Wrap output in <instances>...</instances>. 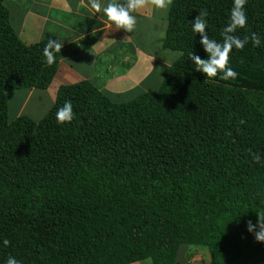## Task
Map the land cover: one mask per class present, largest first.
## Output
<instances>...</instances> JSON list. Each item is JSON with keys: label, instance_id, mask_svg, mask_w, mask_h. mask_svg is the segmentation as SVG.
<instances>
[{"label": "trees", "instance_id": "trees-1", "mask_svg": "<svg viewBox=\"0 0 264 264\" xmlns=\"http://www.w3.org/2000/svg\"><path fill=\"white\" fill-rule=\"evenodd\" d=\"M4 1L0 264H193L198 245L209 264H264L247 230L264 213V0H247L234 33L249 38L230 54L236 79H207L190 60L208 58L191 22L206 10L209 38L222 42L234 0H173L162 44L176 56L154 89L117 99L90 79L62 83L38 119L9 116L6 91L47 88L60 51L48 64L44 49L60 41L25 43ZM66 101L74 119L60 124Z\"/></svg>", "mask_w": 264, "mask_h": 264}, {"label": "crops", "instance_id": "crops-1", "mask_svg": "<svg viewBox=\"0 0 264 264\" xmlns=\"http://www.w3.org/2000/svg\"><path fill=\"white\" fill-rule=\"evenodd\" d=\"M108 2L102 0L104 5ZM5 3L10 22L25 43L45 36L60 41L57 70L48 87L41 89L51 102L59 84L80 79H90L114 94L154 89L164 68L176 56V51L162 44L168 10H157L154 6L141 10L136 14L135 31L128 33L115 30L105 16L91 9L89 0H5ZM55 80L58 84L52 87ZM33 89L36 88L30 89L26 97ZM198 248L208 253L206 247L198 245L195 249ZM206 255L209 258V253Z\"/></svg>", "mask_w": 264, "mask_h": 264}, {"label": "clouds", "instance_id": "clouds-1", "mask_svg": "<svg viewBox=\"0 0 264 264\" xmlns=\"http://www.w3.org/2000/svg\"><path fill=\"white\" fill-rule=\"evenodd\" d=\"M89 3L91 9L105 16L107 20L111 22V25L115 27V30L122 29L125 32L133 33L137 25V13L149 6H154L155 9L166 12L172 5L173 0H122V2L121 0H109L106 5L102 3V0H89ZM246 3L247 0H234L230 14V22L222 32V42L209 38V34L206 31L208 29L206 10H201L199 12L200 14L191 22L192 31L201 36L200 43L208 53V58L202 59L192 52L190 60L194 62L195 70L204 73L207 79H213L218 76L222 80L237 78L238 73L230 66V54L233 48L236 50H243L249 42L247 36L241 39L234 34L238 29H244L247 25V15L245 12ZM251 42L255 47L261 45V40L256 33L252 34ZM53 50L60 51L61 45L58 41L49 39L44 49V56L48 64L54 62ZM74 115L71 101H66L64 105L57 110L56 119L60 124L70 123L74 119ZM253 158L257 162L260 160L258 154H253ZM257 214L259 217L258 224L254 225L252 221L249 220L247 230L255 235L258 242L264 243V213ZM3 243L7 245L9 241L5 239ZM6 264H19V261L15 257L10 256ZM145 264H152L150 257Z\"/></svg>", "mask_w": 264, "mask_h": 264}, {"label": "rangeland", "instance_id": "rangeland-1", "mask_svg": "<svg viewBox=\"0 0 264 264\" xmlns=\"http://www.w3.org/2000/svg\"><path fill=\"white\" fill-rule=\"evenodd\" d=\"M5 2V1H4ZM6 4V3H5ZM58 82L55 80L52 83V87H55ZM62 84V83H61ZM60 85V84H59ZM52 87L50 88L52 90ZM48 90V89H47ZM26 89L15 88L6 91L7 95V108L9 116H14L19 113H24L32 117L33 119L40 118L51 105L49 95L45 92L42 93L40 88L33 89L26 97ZM132 91L125 92L117 96V99H129L134 96ZM193 256L191 262L193 264H209L208 253L203 249H191ZM128 264H137L135 262Z\"/></svg>", "mask_w": 264, "mask_h": 264}]
</instances>
